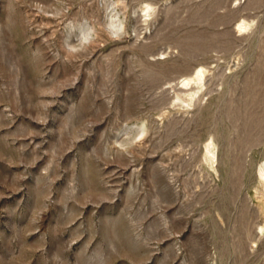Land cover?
I'll list each match as a JSON object with an SVG mask.
<instances>
[{"label": "rangeland", "instance_id": "1", "mask_svg": "<svg viewBox=\"0 0 264 264\" xmlns=\"http://www.w3.org/2000/svg\"><path fill=\"white\" fill-rule=\"evenodd\" d=\"M0 264H264V0H0Z\"/></svg>", "mask_w": 264, "mask_h": 264}]
</instances>
